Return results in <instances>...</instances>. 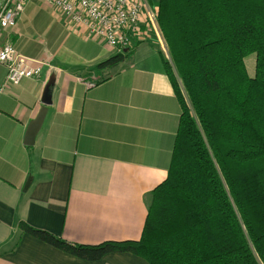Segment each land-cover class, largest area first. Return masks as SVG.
Segmentation results:
<instances>
[{
	"label": "crops",
	"instance_id": "obj_1",
	"mask_svg": "<svg viewBox=\"0 0 264 264\" xmlns=\"http://www.w3.org/2000/svg\"><path fill=\"white\" fill-rule=\"evenodd\" d=\"M5 41L44 67L39 79L12 85L0 65V264H148L129 252L80 259L20 225L77 245L140 238L181 113L157 44L110 49L40 0L26 1L14 28H0ZM118 54L122 61L97 67ZM46 89L50 104L27 145Z\"/></svg>",
	"mask_w": 264,
	"mask_h": 264
},
{
	"label": "trees",
	"instance_id": "obj_2",
	"mask_svg": "<svg viewBox=\"0 0 264 264\" xmlns=\"http://www.w3.org/2000/svg\"><path fill=\"white\" fill-rule=\"evenodd\" d=\"M157 19L181 113L140 238L77 245L20 227L88 261L129 252L148 264H264V0H159Z\"/></svg>",
	"mask_w": 264,
	"mask_h": 264
},
{
	"label": "built area",
	"instance_id": "obj_3",
	"mask_svg": "<svg viewBox=\"0 0 264 264\" xmlns=\"http://www.w3.org/2000/svg\"><path fill=\"white\" fill-rule=\"evenodd\" d=\"M27 0H0V28H14ZM57 11L69 24L85 30L88 38L110 49H129L134 42L153 40L167 55L158 24L159 0H40ZM0 65L6 83L39 79L44 64L25 57L14 46L0 43Z\"/></svg>",
	"mask_w": 264,
	"mask_h": 264
},
{
	"label": "water",
	"instance_id": "obj_4",
	"mask_svg": "<svg viewBox=\"0 0 264 264\" xmlns=\"http://www.w3.org/2000/svg\"><path fill=\"white\" fill-rule=\"evenodd\" d=\"M48 90L46 89V91L44 92L43 98H42V104L43 107L40 110V112L38 113L37 117L29 124L28 129L26 131V144L30 145L34 142V138L37 135V133L39 132L45 114H46V105L50 104V100L48 99ZM30 178L27 181L26 187L29 185L30 182Z\"/></svg>",
	"mask_w": 264,
	"mask_h": 264
},
{
	"label": "rangeland",
	"instance_id": "obj_5",
	"mask_svg": "<svg viewBox=\"0 0 264 264\" xmlns=\"http://www.w3.org/2000/svg\"><path fill=\"white\" fill-rule=\"evenodd\" d=\"M160 31H161V29H160ZM161 33H162V31H161ZM162 36H163V34H162ZM163 40H164V36H163ZM164 43H165V41H164ZM157 44V43H156ZM157 48L158 49H160V50H162V48L157 44ZM164 48L166 49V51L168 52V50H167V47H166V43H165V45H164ZM168 54V53H167ZM169 57V56H168ZM245 64H246V69H247V72H248V74L250 75V76H253V74H254V55H249V56H247L246 58H245Z\"/></svg>",
	"mask_w": 264,
	"mask_h": 264
}]
</instances>
